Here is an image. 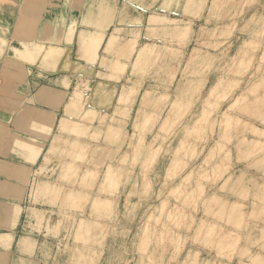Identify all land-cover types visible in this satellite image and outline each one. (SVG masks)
Instances as JSON below:
<instances>
[{
  "label": "rangeland",
  "instance_id": "obj_1",
  "mask_svg": "<svg viewBox=\"0 0 264 264\" xmlns=\"http://www.w3.org/2000/svg\"><path fill=\"white\" fill-rule=\"evenodd\" d=\"M215 3L193 24L189 39L173 40L169 30L162 31L156 42L172 48L138 61L133 51L130 59L120 57L127 66L123 73L102 75L121 81L123 91L117 87L110 95L107 112L113 111V118L109 113L97 122L101 129L109 122L120 125L123 139H109L103 130L93 135L63 131L77 142L86 137V152L79 158L67 155L66 142L55 143L61 147L54 151L47 146L30 173L40 168L41 181L60 179L88 194L80 209L70 202L65 206L61 195H42L34 188L29 217L22 220L24 225L28 219L26 229L13 248L20 251L18 264H264V0ZM9 5L0 0V12ZM131 38L141 44L148 40L142 33ZM108 60L103 57L102 65ZM79 88L87 94L85 106L97 104L88 95L93 93L89 83ZM122 93L130 95L125 104L131 107L116 113L114 102ZM140 108L154 116L138 126ZM70 158L80 166L64 174L61 164ZM81 165L98 169L90 186H84ZM95 195L113 199L102 215L92 211ZM22 236L31 245L23 244Z\"/></svg>",
  "mask_w": 264,
  "mask_h": 264
},
{
  "label": "crops",
  "instance_id": "obj_2",
  "mask_svg": "<svg viewBox=\"0 0 264 264\" xmlns=\"http://www.w3.org/2000/svg\"><path fill=\"white\" fill-rule=\"evenodd\" d=\"M211 1L197 0L201 6L191 15L193 0H8V11L0 12V264L20 260L14 244L22 227L26 229L28 219L24 225L22 220L29 217L32 192L42 178L40 168L30 172L48 145L51 151L53 138L67 134L59 130V122L76 87L89 83L91 89L99 79L121 87V81L102 77L109 71L102 58H115L111 52L116 47L105 48L107 42L113 36L136 42L131 37L142 33L148 39L142 44H147L152 39L148 29L168 26L165 18L193 19L196 24L208 14ZM142 44L138 41L127 51H138ZM88 95L93 98L90 90ZM96 103L93 106L105 111ZM51 125L46 136L41 129ZM16 137L35 141L39 155L28 157L13 143ZM14 165H22L27 174L18 173ZM51 183L64 185L60 179ZM12 211L18 214L12 218H17L15 223ZM22 240L25 244L28 237Z\"/></svg>",
  "mask_w": 264,
  "mask_h": 264
},
{
  "label": "bare ground",
  "instance_id": "obj_3",
  "mask_svg": "<svg viewBox=\"0 0 264 264\" xmlns=\"http://www.w3.org/2000/svg\"><path fill=\"white\" fill-rule=\"evenodd\" d=\"M194 1V3H193V6H192V13H191V15H194V11H196V9H198V7H200V6H198L197 5V0H193ZM217 0H212L211 1V4L210 5H208L209 6V9L211 10V9H213V8H216V2ZM206 2V1H205ZM207 6V7H208ZM202 8H204V6H202L201 7V9ZM210 16V15H209ZM208 16V17H209ZM207 18V17H206ZM210 18V17H209ZM165 19H167L166 21H169V25L168 26H164V27H161V28H158V27H153V28H150V34H149V36H150V38H152L151 39V41H148V42H146L147 44H142L141 46H140V48L138 49V51L136 50L137 48H134V50H136L135 51V54H134V58H135V60L136 61H138V59H142L143 57H148L150 54H152V53H156L157 51H160V49L159 48H164V47H166V48H172L170 45H166L165 43L162 45V44H159V42H156V38L157 37H162V35H159V34H161L162 33V31H167L168 32V30L170 31V34H168V35H170L171 37V39H173V40H182L183 38H187V39H189V36H188V34H190V31L191 32H195V28H194V25L193 24H195V21L193 20V19H187L186 21H178L177 19H174V18H165ZM203 26V25H202ZM200 28H202V27H200ZM203 29V28H202ZM160 32V33H159ZM104 34V33H103ZM163 34V33H162ZM164 34H166L167 35V33L166 32H164ZM166 35H164V37L163 38H165V36ZM103 36V35H102ZM166 38H169L168 36H166ZM156 39V40H155ZM249 42V41H248ZM138 44V41H136V42H132V41H127V42H124V40H119L118 39V37H112L108 42H107V45H106V47L105 48H107L109 45H112L113 47H116L117 48V50H116V48H114V50H113V53H115V54H117V57L115 56V58H111V61L110 60H108V61H110L109 63H107L108 64V67L110 68H108V70H118L117 72H119V71H121V73H123V71L122 70H126V67L127 66H124V65H126L125 64V62H123V60H122V62H121V58L120 57H125L126 59H130V57H131V54H133V51H127V48H130V47H135V45H137ZM165 45V46H164ZM174 47V46H173ZM177 48V47H176ZM198 48V47H197ZM177 50V49H176ZM137 57V58H136ZM157 58V57H156ZM241 62V61H240ZM124 63V64H123ZM107 64H105V68L107 67L106 65ZM139 65H140V63H138ZM147 65V64H146ZM206 66V65H205ZM246 67H245V69L248 67L247 65H245ZM114 71H112V72H114ZM115 71V72H116ZM111 72V73H112ZM114 72V73H115ZM238 72V71H237ZM115 74H117V73H115ZM119 74H120V72H119ZM118 74V75H119ZM104 75L105 76H107V77H114V75L112 76V74H109V72H105L104 73ZM115 76H117V75H115ZM121 76V75H120ZM119 76H117V78H118ZM172 77V76H171ZM238 81H240V80H238ZM218 83H219V81H218ZM221 84V83H220ZM259 85V84H258ZM123 86V85H122ZM122 86L120 87L119 85H117V84H115V83H111V82H107V81H100V79H99V81H97L96 83H95V85L93 86V98L92 99H96V100H98L99 101V103H101V105L105 108V111L104 112H102V111H99L95 106H93L94 104H95V102H90L89 101V103L88 104H86V106H85V101H86V95H83L82 94V92L84 91L82 88H79L80 89V91H78V89H76V91L74 92V99L72 98V100H71V102L67 105V109H66V113L67 114H65L66 116H64V117H62L61 118V120H60V122H59V130L62 132V131H71L72 133H74V132H89V133H87V134H89V135H91L94 131H102L103 130V132L105 133V135L109 138V139H112V140H114V141H119V140H121V139H123V137H124V135H125V131L123 132L122 130V128H121V126L120 125H117L116 123H112V122H109L108 123V126H106L107 128L106 129H100V128H98V127H100V125L98 124V122H97V120L98 119H104L105 117V115H108L109 113H112L111 115L109 114L107 117H111V119L113 118V116H114V114H113V111L111 112H107V111H109V108H111V104L113 103V98H111V96H113L114 94H113V92L116 90V88L117 87H119L120 88V90H122ZM125 88V87H124ZM134 87H132V86H130V88H127L129 91H132V89H133ZM258 88V87H257ZM126 89V90H127ZM135 89L136 88H134L133 89V91H135ZM127 90V91H128ZM123 91V90H122ZM121 91V92H122ZM128 91V92H129ZM146 91H147V89H146ZM62 93H64V92H62ZM126 93V92H125ZM113 94V95H112ZM123 94V93H122ZM111 95V96H110ZM147 95H148V93L146 94V97H147ZM165 95V94H164ZM218 95V94H217ZM121 96V94L120 95H118L117 96V99H116V101L114 102L115 104H114V107H115V111H116V113H117V111L119 112V111H122V112H125L126 110H129L130 109V107L127 105V104H125L126 103V101L125 100H129V96L130 95H127V94H123L122 96H121V99H122V102L121 103H119V100H121L119 97ZM59 97V96H58ZM61 98H62V96H60ZM59 97V98H60ZM145 97V98H146ZM60 98V99H61ZM243 98H245V97H243ZM91 100V99H90ZM94 101V100H93ZM125 101V102H124ZM124 102V103H123ZM93 105H92V104ZM96 105V104H95ZM180 106H182V105H180ZM108 108V109H107ZM82 109H84V113L82 112L81 114H80V118L78 117V113H79V110L81 111ZM150 109V108H149ZM205 111V110H204ZM225 111V110H224ZM209 112H211V111H209ZM208 112V113H209ZM227 112H225V114H226ZM49 114V115H48ZM156 114V113H155ZM176 114V113H175ZM205 114V113H204ZM203 114V115H204ZM223 114V113H222ZM42 115H43V117H45V118H47V117H50V113H45V112H43L42 113ZM208 115V114H207ZM224 115V114H223ZM226 115H229V114H226ZM226 115H224V116H226ZM234 115V114H233ZM152 116H154V111H147V110H145V109H143V108H140V116H138L137 118V121H136V125H138L139 126V123L141 122V121H147L148 119L150 120V118L152 117ZM205 116V115H204ZM42 117V116H41ZM40 117V118H41ZM52 117V116H51ZM109 117V118H110ZM156 117V116H155ZM200 117H202V116H200ZM232 117V116H231ZM240 117V116H239ZM37 118V117H36ZM177 118V117H176ZM227 118H229V117H227ZM52 119V118H51ZM51 119H49V120H51ZM110 119V120H111ZM155 119V118H154ZM153 119V120H154ZM54 120V119H53ZM152 120V119H151ZM230 120V119H229ZM228 120V121H229ZM42 121V120H41ZM44 121V120H43ZM224 121H226V120H224ZM51 121H49V125L51 124L50 123ZM53 122V121H52ZM154 122H156V121H154ZM44 123H46V121L44 122ZM47 123H48V121H47ZM46 123V124H47ZM150 123H151V121H150ZM194 123H197V122H194ZM230 123V122H229ZM247 123V122H246ZM43 124V123H42ZM153 124V123H152ZM251 124H252V122H251ZM254 124V123H253ZM48 125V124H47ZM151 125V124H150ZM196 125V124H195ZM225 125V129H226V123L224 124ZM231 124H229V126H230ZM255 125V124H254ZM254 125H252V126H254ZM259 125V124H258ZM228 126V125H227ZM228 126V127H229ZM260 126V125H259ZM41 128H42V126H40ZM39 127V128H40ZM137 127V126H136ZM256 127V128H255ZM263 127V126H262ZM147 128V127H146ZM150 129H151V127H149ZM148 128V129H149ZM231 128V127H230ZM254 128H255V130L257 129V132H258V128L259 127H257V126H254ZM143 129V128H142ZM159 129V128H158ZM43 132L42 133H44L46 136H48V135H50V133H51V130H52V125L51 126H45V127H43L42 129H41ZM138 130H140V129H138ZM227 130V129H226ZM264 130V129H263ZM263 130L261 131V133L263 132ZM68 132V133H69ZM92 132V133H91ZM227 132H228V130H227ZM259 132H260V129H259ZM143 133V132H142ZM264 133V132H263ZM78 134V133H77ZM95 134V136H96V134L97 133H94ZM225 134H226V132H225ZM225 134H223V135H225ZM54 135V134H53ZM79 135V134H78ZM78 135H77V137H78ZM80 135H81V133H80ZM93 135V134H92ZM101 135V134H100ZM105 135H104V137H105ZM87 136V135H86ZM140 136V135H139ZM89 137V136H88ZM228 137V136H227ZM76 138V137H75ZM79 138V137H78ZM77 138V139H78ZM91 138V137H90ZM101 138V137H100ZM106 138V137H105ZM104 138V139H105ZM143 138V137H142ZM225 138V137H224ZM259 138V137H258ZM85 139H86V137H85ZM84 139V142L82 141V143L81 142H77L76 141V139H72V138H70L69 137V135L68 136H65L64 134H57L54 138H53V146L51 147V151L53 150H56V149H58V148H60L61 146L60 145H54L55 143H62V142H66V144H69L70 145V148L68 147V149L66 148L65 149V151L67 150V155H70V156H72V157H78L79 158V156H81V154H83L84 155V151H83V145H85V143H86V140ZM90 140V139H89ZM144 140V139H143ZM243 141V140H242ZM15 142V144L20 148V150H22L23 151V153H28V157H31L30 156V154L32 155V159H35L38 155H39V153H40V150H38V148H37V144L35 143V141H33V140H30V139H26V138H22V137H16V140L15 141H13V143ZM80 143H81V145H80ZM93 143V142H92ZM98 143V142H97ZM65 144V143H64ZM63 144V145H64ZM87 144H88V142H87ZM68 145V146H69ZM100 145L102 146V147H105V144L103 143V142H100ZM109 145V144H108ZM158 145V144H157ZM224 145V144H223ZM87 146H89V144L87 145ZM92 146H93V144H92ZM100 146V147H101ZM85 147V146H84ZM94 147V146H93ZM101 147V148H102ZM111 147H112V144H111ZM120 147V146H119ZM86 148V147H85ZM110 148V147H109ZM134 148H136V147H134ZM177 148V147H176ZM184 148V147H183ZM93 149V148H92ZM156 149V148H155ZM177 150V149H176ZM93 151V150H92ZM104 151V150H103ZM135 151H137V150H135ZM86 152V151H85ZM109 152V151H108ZM152 152V151H151ZM177 152V151H176ZM104 153V152H103ZM110 154V153H109ZM98 155V154H97ZM153 156H154V154H152ZM85 156H86V154H85ZM108 156V155H107ZM63 157V156H62ZM175 157V156H174ZM87 158H88V156H87ZM86 158V159H87ZM133 158V157H132ZM135 158V157H134ZM152 159V158H151ZM179 159H180V157H179ZM88 160V159H87ZM175 160V159H174ZM75 160H72L71 158L70 159H68V160H66V161H63L62 162V171H63V173L65 172V173H67V172H69V174H71L73 171H75V170H77L78 169V167L80 166H77V164L79 163V162H74ZM146 161H148L147 159H146ZM146 161H145V163H146ZM184 161V160H183ZM87 162V161H86ZM90 162V161H89ZM150 162V161H149ZM185 162V161H184ZM183 162V163H184ZM111 164V163H110ZM150 164V163H149ZM86 165V164H85ZM87 165L88 166H90L91 167V165H89V163H87ZM178 165V164H177ZM14 166H17L16 167V170L18 171V173H21V175L23 174V176H24V174L26 175L27 173H26V168H24L22 165H14ZM84 165H81V167L84 169V174H82V175H80V176H82L83 177V180H84V186H90V185H92V183L95 181V179H96V173L98 172V169H93V167L92 168H90V167H88V168H86V167H83ZM92 166H94L93 164H92ZM15 168V167H14ZM217 168H220V167H217ZM130 169V168H129ZM224 169V168H223ZM15 169H14V171H16ZM218 170V169H217ZM72 171V172H71ZM216 171V170H215ZM62 173V176L65 174H63ZM74 173V172H73ZM204 173H205V171H204ZM208 172H206V174H207ZM216 173V172H215ZM106 174H108V176H110V171H108V173H106ZM76 175V174H75ZM208 175V174H207ZM66 176V175H65ZM68 176V175H67ZM77 176V175H76ZM75 176V177H76ZM118 176V175H117ZM216 176V175H215ZM81 177V178H82ZM144 177V176H143ZM65 178V177H64ZM109 177H107V179H108ZM110 179H111V176H110ZM114 180V179H113ZM76 181V180H75ZM116 182V181H115ZM41 184V185H40ZM73 184V183H72ZM234 184V183H233ZM107 185H108V183H107ZM72 186V185H71ZM110 186H111V184H110ZM91 188H92V186H91ZM104 188V187H103ZM103 188H102V190H103ZM62 189H64V190H62ZM35 190H37V192H39V193H50V194H52V195H61L62 196V198L64 199V200H62V202L64 203L65 202V206H67L66 205V203L67 202H70L71 203V205L74 207V208H78V207H80V209L83 207V200L84 199H86V195L88 194L87 192H86V190L84 189V190H82L81 188H72V187H67V186H64V185H59V184H54V183H51V182H49V181H38L37 183H35ZM100 192V191H99ZM94 200H93V203H92V211L94 212V213H96L95 212V210L99 213V214H101L102 212L104 213V211H103V209L104 210H108V209H110L111 207H110V205L112 204V201H113V199H112V197L111 198H109V197H104V196H98V195H95V197L93 198ZM219 201V200H218ZM224 201V200H223ZM222 201V204H223V206L225 207L226 206V204L224 203ZM59 203V202H58ZM107 203V204H106ZM105 204L107 205V206H105ZM164 204V203H163ZM216 204H217V202H216ZM103 205H104V208H103ZM109 205V206H108ZM165 205V204H164ZM163 205V206H164ZM214 206V205H213ZM212 206V207H213ZM222 207V205L220 204L219 205V207ZM107 207V208H106ZM109 207V208H108ZM221 207H220V209L218 210H215V209H213V211L214 212H217V211H220L221 210ZM60 209V208H59ZM38 212H41V211H38ZM60 212V211H59ZM101 212V213H100ZM97 213V214H98ZM65 214V213H64ZM66 215H68V214H66ZM102 215V214H101ZM100 215V216H101ZM69 216V215H68ZM95 216V215H94ZM97 216V215H96ZM99 216V215H98ZM218 216H220V215H218ZM222 217L224 218V215H222ZM221 217V219H223ZM217 218H219V217H217ZM83 218H81V220L79 221L80 223H82L83 222V224L84 225H86L85 223L88 221H86L85 222V220H86V218H84L85 220H82ZM91 220H93L94 221V219H92L91 218ZM89 221H90V219H89ZM95 222V221H94ZM93 222V223H94ZM88 223H90V222H87V224ZM90 224H88V226H89ZM91 225H92V223H91ZM80 226H81V224H80ZM54 231V230H53ZM88 232V231H87ZM84 240V239H83ZM86 240V239H85ZM30 242V241H29ZM29 242L27 241L26 243H28V245H29ZM30 245H31V242H30ZM27 247V246H26ZM80 255V254H79ZM192 262H194V261H192ZM195 263V262H194ZM193 263V264H194ZM205 264H213V262L212 261H206V263Z\"/></svg>",
  "mask_w": 264,
  "mask_h": 264
}]
</instances>
